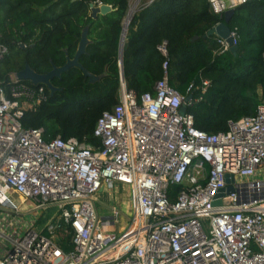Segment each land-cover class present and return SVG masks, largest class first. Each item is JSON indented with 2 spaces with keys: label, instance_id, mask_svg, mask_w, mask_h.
Masks as SVG:
<instances>
[{
  "label": "built area",
  "instance_id": "2783aa9c",
  "mask_svg": "<svg viewBox=\"0 0 264 264\" xmlns=\"http://www.w3.org/2000/svg\"><path fill=\"white\" fill-rule=\"evenodd\" d=\"M249 1L208 0L221 18ZM231 38L238 45L237 28ZM217 40L220 53L230 50ZM159 50L168 57L166 43ZM9 52L0 43V61ZM119 81V102L98 119L95 146L25 129L21 119L47 102L46 87L16 74L0 80L3 186L34 210L60 211L44 231L30 227L10 239L11 249L4 244L0 264H264V100L255 115L210 134L181 113L203 100L208 80L198 98L194 84L183 95L170 85L166 60L153 93L138 96L121 73ZM172 186L180 187L174 199ZM229 186L234 193L221 197ZM117 188L130 193L126 211L113 206L100 215L99 195ZM6 190L0 215L20 211Z\"/></svg>",
  "mask_w": 264,
  "mask_h": 264
},
{
  "label": "trees",
  "instance_id": "16d2710c",
  "mask_svg": "<svg viewBox=\"0 0 264 264\" xmlns=\"http://www.w3.org/2000/svg\"><path fill=\"white\" fill-rule=\"evenodd\" d=\"M91 4L110 5L113 11L93 19ZM129 7L130 0H0V43L10 50L0 61V80L7 81L26 64L39 74L64 66L67 57L75 56L86 28L90 44L80 63L100 77L91 84L73 67L53 79L62 91L51 96L46 87L47 102L24 113L25 129L43 128L46 140L76 138L100 145L94 136L97 121L119 102V47ZM235 11L230 27L238 29L236 56L220 53L217 37L203 38L223 21L211 12L208 0H155L141 7L124 46L128 88L138 96L153 93L167 60L170 85L181 94L194 84L196 99L202 81L210 82L203 100L187 108L197 129L216 134L227 131L229 121L255 115L264 100V0H250ZM164 43L167 58L159 50ZM179 190L171 187L173 199Z\"/></svg>",
  "mask_w": 264,
  "mask_h": 264
},
{
  "label": "water",
  "instance_id": "95a60500",
  "mask_svg": "<svg viewBox=\"0 0 264 264\" xmlns=\"http://www.w3.org/2000/svg\"><path fill=\"white\" fill-rule=\"evenodd\" d=\"M155 0H152L150 2L153 3ZM90 10H91V16L93 19H97L98 16L102 15L105 16L113 11L112 6L110 5H105L102 4L100 6H95V4L90 5ZM138 9L130 18H129V12L125 18L124 25H123V31L121 35V40H120V47H119V67H120V73L123 78H124V70H123V56H124V46L126 43V37L128 34L129 26L135 16V14L139 11ZM236 11L235 10H230L226 12L223 16V21L218 24L217 26L213 27L211 30H209L203 38H208V37H217L219 39H226L229 44H230V52L233 55H237V52L239 50L238 45H234L233 39L231 38V27L230 23L233 20V17L235 15ZM198 39V37L195 38V40ZM90 44V40L88 38V29L86 28L81 36V40L79 42L76 54L73 58L67 57V62L64 66L57 67L53 66V69L48 72L47 74H39L35 72L29 64H26L25 68L21 71H19L16 75L17 78L23 82H30L31 84L35 86L43 85L47 87V89L50 91L51 96H53L56 92L62 91L61 88H57L52 84V80L55 78H61L64 73H67L71 68L76 67L82 70L84 76L89 79L91 84H94L98 81H100V77L95 76L91 74L87 69L83 67V65L80 63V58L82 55L87 53V47ZM192 100V96H189L187 98V102H190ZM182 114L187 113L186 107H183L181 109ZM234 181V178L227 177V183H231ZM221 197L224 195H230L234 193V189L232 186H229L227 189L222 190ZM221 202H216L215 205H220Z\"/></svg>",
  "mask_w": 264,
  "mask_h": 264
},
{
  "label": "rangeland",
  "instance_id": "374dc122",
  "mask_svg": "<svg viewBox=\"0 0 264 264\" xmlns=\"http://www.w3.org/2000/svg\"><path fill=\"white\" fill-rule=\"evenodd\" d=\"M139 0H130V7L135 6ZM151 0H141L139 1L138 9L149 4ZM137 9V10H138ZM0 189L6 190L0 179ZM6 192L11 193L12 199L19 205L20 211L14 212L9 209H4L1 211L0 215V250L4 249V244L8 246L9 249L12 248V242L10 239H18L22 237L28 228H35L37 231H44L47 225L56 219L60 214L57 207H49L45 210H34L33 206L21 197L10 190ZM130 193L124 191L123 189L109 190L99 195L96 200V207L102 216L110 215V210L113 206H119L126 211V206H128V199ZM125 202V203H124ZM121 205V206H120ZM3 233V234H2ZM47 235V234H46Z\"/></svg>",
  "mask_w": 264,
  "mask_h": 264
},
{
  "label": "bare ground",
  "instance_id": "6f19581e",
  "mask_svg": "<svg viewBox=\"0 0 264 264\" xmlns=\"http://www.w3.org/2000/svg\"><path fill=\"white\" fill-rule=\"evenodd\" d=\"M139 1H141V0H139ZM139 1H138V3H137L135 6H133V7H131V8L129 9L130 12H129V11H128V12H129L130 17H131L136 11H137L138 6H139V3H140ZM130 17H129V18H130ZM122 31H123V30H122ZM11 195H12V194L9 193L8 196L11 197ZM11 198H12V197H11ZM21 200H23V198H21Z\"/></svg>",
  "mask_w": 264,
  "mask_h": 264
}]
</instances>
